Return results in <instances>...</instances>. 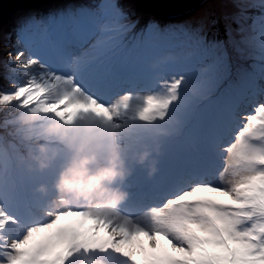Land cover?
<instances>
[{"label":"snow or ice","instance_id":"snow-or-ice-1","mask_svg":"<svg viewBox=\"0 0 264 264\" xmlns=\"http://www.w3.org/2000/svg\"><path fill=\"white\" fill-rule=\"evenodd\" d=\"M231 4L235 11L222 18L226 39L212 31L219 23L215 19L210 25L184 29L190 56L203 64L194 75L184 67L180 74L161 79L154 91H127L111 102L93 90L110 89L142 75L138 65L114 66L100 73L92 62L69 56L65 63L70 71L65 74L31 55L22 60L23 51L14 57L8 54L10 62L15 60L9 73L34 65L43 71H25L23 83L10 80V87L0 90V134L12 139L17 161L14 167L8 163L0 167V264H105L98 257L113 264H264V98L251 111H238L249 95L259 92L264 97V0H231ZM110 8L123 29L135 27L115 2ZM68 14L85 12L68 10ZM34 20L22 21L18 36ZM257 23L258 53L245 47H252L253 38L246 33L255 31ZM229 47L240 60L260 61L249 68L238 66L235 83L229 80L233 72ZM36 50L43 53L45 46ZM225 81L227 103L188 128L185 140L190 149L183 163L161 184L128 192L127 200L134 198L139 205L134 214L120 207L104 212L82 203L53 204L54 194L38 191L46 183L30 188L34 175L53 179L59 161L46 171L19 163L27 150L15 132L19 111L54 117L66 126L73 143L79 140L72 135L74 126L84 121L89 127L103 125L106 144L135 148L144 141L138 123L165 121L180 104L182 91L185 120L190 122L193 101L211 103ZM189 90H195L193 98L187 96ZM124 128L132 129L134 138L118 136ZM66 146L58 151L63 153ZM0 153L7 155V149L0 148ZM149 198L154 202L146 203Z\"/></svg>","mask_w":264,"mask_h":264},{"label":"rangeland","instance_id":"rangeland-1","mask_svg":"<svg viewBox=\"0 0 264 264\" xmlns=\"http://www.w3.org/2000/svg\"><path fill=\"white\" fill-rule=\"evenodd\" d=\"M60 1H65V2L56 3V2H59V0H57L55 3L57 5L63 4V5H61V7H66L67 11L73 10L72 5H71V2H72L71 0H60ZM79 1L83 2L82 7L89 14H91L88 17H91L92 19L96 20L98 23V26H103V27L109 26V27L113 28L110 32H108L106 29H103L100 32L99 36H97L94 40L99 39L102 41H108L110 39V34H113V35H115L114 41L117 42L114 45V46H116V45L122 43L120 39L123 38L124 36L130 37L131 35H133V33L135 31H138L137 35L139 33L141 34L140 41H143V42H141L142 48L139 50L137 56L133 60L134 64L138 65L139 71L142 73V75L138 76V78L140 81H142V77H144L146 75V73L144 71H151L152 70L153 73L156 72L154 79H157V81H156L157 86H155L154 88L148 86V90H150V91H148L147 89L141 90L143 88H146L143 84H142L143 86L139 87L137 84L132 83L134 90L131 88V86L129 84H127L126 87L122 88V90H123L122 93L127 92V91L136 92V93H148V92L154 91L157 89L158 83L161 79H163L167 76H170L172 74H180L181 72L178 73V71H177V69H179L178 67H183V68L184 67H190L191 73H187V74L194 75L199 68L203 67V64L195 62V60L190 56L191 49L188 48L184 43L186 40L184 29H195L193 19L201 18L204 16L203 18H205L207 20L208 25H210V22L214 19L219 21V23L217 25H215V27L212 29V31H215L218 33L217 38L226 39L225 34H224V21L222 18L225 15L231 14V13L219 14L216 11L207 10V8L211 6V3L214 0H207L205 3H203L202 5L197 7L194 11H192L188 14L175 15L174 17L168 18V19H162L160 17H156L154 15L149 14L146 10L140 9L135 4V2L133 0H79ZM114 2L116 3V6L121 10L123 15L126 18L130 19L132 22H134L135 27H133L129 30H125L121 27L119 18L115 17L113 15L112 10L110 8V5H112ZM51 3H53V2H51ZM56 4H54V5H56ZM35 10H37V9H33V12ZM77 10H79V9H77ZM23 11L24 10H22V12ZM28 11H30V10H28ZM233 11H235V9H233ZM22 12L20 11L19 13H22ZM101 12H105V14H107V13L110 14V17L99 16ZM17 13L14 12L11 15L12 17L11 18L9 17L3 23V25H1V27H4V29H3V31H0V67H1L0 68V90L8 89L10 87V80H15L17 83H23L25 78H26L24 76L25 71H27L28 73H40L41 71H43L39 67V65H34L27 70H17L14 74L9 73V71H8V66H14V64H15L14 59H12L10 62V58H9L8 54L12 53L13 57H14L17 52H20V51L24 52V50H23V49H25L24 45H27L26 43H22V41L19 42V40H18V44L21 46L13 47L12 42H11L15 35L13 36V33L10 34L9 29H11L14 18L16 20ZM70 16H73V15L67 14V17H70ZM59 17L64 19V14H61ZM85 18L86 17H83V16L80 17L79 16L76 19V22L83 24L85 21ZM23 19H25V16L20 18L18 23L22 22L21 20H23ZM78 19H80V21H78ZM248 23L250 24L251 20H249ZM233 27H235V25H233ZM105 30H106V32H105ZM260 30H261L260 25H259V23H257L255 31H250V32L246 33V35L253 38L252 39V47L249 49V48H247V46H245L247 50L254 51V52L258 53V45L260 43ZM9 34H10V36H9ZM210 36H211V33H210ZM171 37H173L172 38L173 41H175L178 44L179 48H181V51L178 52V55L182 59L179 61V63L181 65H179V66L174 65V67H173L174 70L168 69L163 63V61H166L167 58H171L174 56V54L173 55L171 54V51H165L164 50L168 47V45H171V41H170ZM94 40L90 39L88 41L89 45L86 44L85 46H81L78 49V51L76 50L71 54L68 51H71L75 47H72V46L66 47V44L68 42H64V41L55 42L56 45L60 46V48L65 46V48L68 50V51L67 50L64 51V49H60V52H59L60 54L58 55V59L55 60L53 58V56H54V54H56L54 50L57 49V47H56L54 41L52 40V38L47 37L46 42H45V49L47 52L46 55H48V51H50L52 53L53 56L51 58L55 61L56 68L58 70L55 68H51V67H53V64L51 63L50 58H49V65L51 67H49V68L53 71L62 72V71H64V68L67 67L65 61L69 56H71L74 59L75 56L78 55L79 58L81 59V62H83V60H84L82 58L83 55L92 54L94 51H96L93 47H97L100 50H102V48L105 49L107 47V44H105V43L101 44L99 46H94V44L96 42H99V40L98 41H94ZM183 48H188V50H184ZM226 53H227V56L229 58L230 63L233 64L234 66H236V68L238 66H243L244 68H249V65H251V63L253 64V63L260 62L258 60H253V59L240 60L237 58L236 53L230 47L226 49ZM30 55L37 58L36 55H32L30 53H25L24 57H22V60H27ZM43 57H45V54ZM108 57H112L114 60V63H118V64H124L125 63L126 64V60L120 56L108 55ZM42 62L43 61H41V63ZM205 63H207V61H205ZM97 65L101 66L100 68H97L98 72L104 70L103 69L104 66H107L108 68L113 67L111 63L106 64L104 61L100 62ZM2 73H3V75H1ZM109 90L110 89H107L104 91L106 93H108ZM117 90H119V89H117ZM189 91L187 92V96L192 94ZM122 93L112 95V96L111 95L105 96L101 93H97L96 95H98L105 102H111L114 98L121 95ZM194 93H195V90H194ZM111 94H112V92H111ZM183 96H184V94L182 95V99H183ZM261 98H263V97L261 96ZM211 109L212 108H207L206 112L212 111ZM5 111H8V110L5 109ZM13 114L15 115L16 113H13ZM175 114L176 113L173 112V110H172L169 118H167L165 121H163V122L157 121L154 124H152V125H157V127H155V130H156V132H159L158 136L160 137V139L164 140L163 142L165 143V147L171 146L173 144L172 140H174V142L176 141L177 143L178 142L181 143L182 141H185L188 128L191 127V125L194 124L197 120L202 119L201 116L197 115V117L192 119V122L190 121L191 123L186 122V120H185L182 122L181 126L179 124L174 125L171 123V121H173L174 119H176V117H178ZM188 123L190 125H187ZM149 127H150L149 124L138 123L137 124V131L143 136V134L148 130ZM3 135L4 134H0V148H6L7 149V155L0 153V167H2L6 163H8L14 167L17 164V161L15 159V151L11 147H9V143L10 142L13 143V141L11 138L4 139ZM171 136H173V137L171 138ZM146 140L147 139L144 137V141L141 145H144V142ZM151 143H152V145H156L155 142H151ZM139 146L140 145H138L137 147H139ZM46 178H48V177L34 175L31 182H30V185H29L30 188L32 189L37 184L45 183ZM127 206H129V205H127ZM120 208L124 211V206H120Z\"/></svg>","mask_w":264,"mask_h":264},{"label":"clouds","instance_id":"clouds-1","mask_svg":"<svg viewBox=\"0 0 264 264\" xmlns=\"http://www.w3.org/2000/svg\"><path fill=\"white\" fill-rule=\"evenodd\" d=\"M15 132L27 145L19 163L29 170L46 171L59 161L51 185L38 188L41 193H54L53 204L82 203L111 212L127 200L129 194L123 185L136 165L145 167L149 177L158 171V146L106 144L105 129L100 124L89 127L84 121L78 122L72 135L79 140L73 143L66 126L54 117L45 119L40 112L19 111ZM117 135L134 138L130 128L118 130ZM63 145L67 146L60 153ZM9 147L14 150L13 143Z\"/></svg>","mask_w":264,"mask_h":264},{"label":"trees","instance_id":"trees-1","mask_svg":"<svg viewBox=\"0 0 264 264\" xmlns=\"http://www.w3.org/2000/svg\"><path fill=\"white\" fill-rule=\"evenodd\" d=\"M62 2H65V1H59L56 3H62ZM214 2H215V0L211 3V6L207 8V10L215 11L213 9ZM56 3H54V4H56ZM54 4H52L53 7L47 11L35 10L33 12V9H37V8H32V9H30V11H28V10L23 11V12L21 11L23 16H25V19H23L21 21L27 20L29 18H35V20L27 29H25L22 33H20L19 36L17 33V29H18L21 22L17 23L14 27L9 29L10 30L9 33L10 34L13 33V36L15 35L13 40L11 41L13 47L21 46L18 44V40H19V42L22 41V43L27 44V45H24V48H25V49H23L24 52L25 53H31L30 48L32 46L35 47L36 45L41 47L42 43L46 42L47 37H51L53 41H61L64 38V42H69L68 44H70L72 46L73 45L78 46V45L83 44V43H88V41L90 39L94 40L97 36H99L100 32L103 29H106L108 32H110L113 29L109 26H105V27L98 26L97 21H94L91 17H88L91 14H89L82 7V9L85 12L83 17H86L83 24L76 22V19L79 17V15L70 16L72 20L65 21V17L67 16L66 15L63 19L61 29H59L58 31L52 30L50 27L54 24V22L59 18V16L61 14L66 13V11H65L66 7H61V5H63V4H59V5H57V4L54 5ZM19 12L20 11H18V13ZM216 12H218L219 14L232 13L233 7L231 6L230 8H228V10L226 11L227 13H222L221 10H219V9ZM102 17H110V14H108V13L105 14V12H102ZM194 21H197V20L193 19V22ZM206 22H207V20H206ZM65 23H66V25H65ZM207 24H208V22H207ZM198 26L199 25L196 22H194V27L197 28ZM106 30H105V32H106ZM137 33H138V31H135L133 33V35H131L130 37L124 36L123 38L120 39L122 43H120L116 46H114L117 42L114 41L115 35H113V34H110V39L108 41H102V40L98 39L99 42H96L94 44V46H99V45L105 43V44H107V47L105 49L102 48V50H100L97 47H93L96 51H94L92 54H85V55H83L82 58L87 59L89 62H92L95 65L104 61L106 64L111 63L113 67L114 66L122 67L125 63L124 64L114 63L113 58L108 57V55L120 56L126 60V64L130 65V63L133 61V59L137 56L139 50L142 48L141 42H143V41H140L141 34L139 33L137 35ZM10 34H9V36H10ZM172 38L173 37H171V39H170L171 45H168V47L164 50L165 51H171V54L172 55L174 54V56L171 58H167L166 61H163L164 65L170 70H174L173 69L174 65H176V66L181 65L179 63V61L182 60L180 58V56L178 55V52L181 51V48H179L178 44L175 41H173ZM236 39L239 40L240 37L237 36ZM98 40H94V41H98ZM31 41L34 43H30ZM88 45H89V43H88ZM183 49L188 50V48H183ZM34 50H36V49H34ZM259 63L260 62L255 63V64L259 65ZM232 66H233V72H232V75L230 76L229 80L231 82L235 83V82H237V76L235 74L236 66H234L233 64H232ZM178 68H179V69H177L178 73L183 70V67H178ZM257 71H258V69H257ZM1 75H3V73ZM227 83H228V81H225L223 84H221L219 86V88H217V90L211 96V103L207 100H203V101H200L198 103L193 101V107L195 109L193 118H195V117H197V115H199L205 119L209 113V112H206L207 108H212L211 110H214L215 108H217L219 106H223L227 103V97L224 95V88L227 86ZM189 92L192 94H190L188 97L193 98L195 96L194 90H190ZM183 94H184V92L182 91V95ZM258 96H259V98H261V95L259 92H257L255 94V96H252V97L254 99H256ZM248 108L252 109V106L250 104H247V102L245 101L244 103H242V105L240 106L238 111L244 112V110L246 109V111H247ZM172 110H173V112L176 113L175 115H177L178 117H176V119L171 121V123L174 125L179 124L181 126L182 122L185 121L186 108H185L184 100L181 99L180 104L174 106L172 108ZM191 122H189V123H191ZM189 123L187 125H190ZM149 126L150 127L148 128V131L146 133L147 138L150 140H155V143H158V140L156 139V137L159 135V132H156V130H155V127H157V125L151 124ZM174 149L178 152H184L185 153V152L189 151L190 144L186 140L182 141L181 143L178 142L175 145ZM166 150L169 151L168 148ZM177 156H181V154H179ZM177 156H175V157H177ZM171 158H173V157H171ZM176 160H178V159H176ZM51 183H52V179H51L50 185H51ZM99 259H104L105 264H113V262L108 260V258H106V257H100Z\"/></svg>","mask_w":264,"mask_h":264},{"label":"water","instance_id":"water-1","mask_svg":"<svg viewBox=\"0 0 264 264\" xmlns=\"http://www.w3.org/2000/svg\"><path fill=\"white\" fill-rule=\"evenodd\" d=\"M52 0H0V27L17 10L23 8H33L37 5L48 3ZM57 1V0H56ZM60 1V0H59ZM140 8L149 14L172 18L176 14L188 13L199 7L206 0H133Z\"/></svg>","mask_w":264,"mask_h":264},{"label":"bare ground","instance_id":"bare-ground-1","mask_svg":"<svg viewBox=\"0 0 264 264\" xmlns=\"http://www.w3.org/2000/svg\"><path fill=\"white\" fill-rule=\"evenodd\" d=\"M71 5H72V8L73 10H77V9H81L82 6H83V2L82 1H79V0H71ZM207 1V0H206ZM205 1V2H206ZM51 2H53L52 4H54L56 2V0H52L50 1V3H44V4H41V5H37V10H40V11H47V10H50L53 5L51 4ZM204 2V3H205ZM232 6L231 4V0H215L214 2V5H213V9L215 11H217L218 9L221 10L222 13H227L226 11L228 10V8H230ZM196 9V8H195ZM195 9L189 11L188 13L194 11ZM27 11V10H30V8H23V9H20L18 11ZM66 13L64 14V17L68 14V11H67V8L65 9ZM187 12L186 13H180V14H176V15H184V14H188ZM80 17L83 16V15H79ZM12 17V16H11ZM10 17V18H11ZM23 17V14L22 13H17V17H16V20L14 18V21L12 23V27H14L20 18ZM174 17V16H173ZM204 17V16H203ZM196 18L195 20L197 21H194L196 22L198 25H200L201 23L205 24V25H208L207 22H206V19L205 18ZM162 18V17H161ZM164 19V18H162ZM68 20H72L71 17H65V21H68ZM78 21H80V19H78ZM62 23H63V18L59 17L56 22L50 27L52 30H55V31H58L59 29H61L62 27ZM66 25V23H65ZM4 27H0V31H3ZM146 73V75L144 77H142V82L147 85L149 84V82H151L150 80H152V82L154 81V76L156 75V72L153 73V71H144ZM130 80V79H129ZM129 80H127L126 82L120 84L119 86H116L114 88L119 89L121 86H125L127 85V83L129 82ZM262 98H259V96L254 99L251 95L248 96L246 102L247 104H250L252 107L254 106L255 103H258ZM204 119V118H203ZM230 139V138H229ZM173 141V144L171 146H168V149H169V153L171 156H175L176 155V150L174 149L175 145L177 144V142L174 140Z\"/></svg>","mask_w":264,"mask_h":264}]
</instances>
